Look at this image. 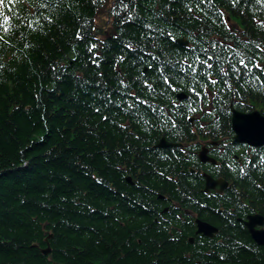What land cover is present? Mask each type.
I'll list each match as a JSON object with an SVG mask.
<instances>
[{"label":"trees","instance_id":"trees-1","mask_svg":"<svg viewBox=\"0 0 264 264\" xmlns=\"http://www.w3.org/2000/svg\"><path fill=\"white\" fill-rule=\"evenodd\" d=\"M102 1L0 0V264H264L236 219L264 215L260 161L223 164L229 190L208 197L193 160L154 147L191 141L199 100L212 112L196 109V125L218 114L224 135L230 105L264 114V4L113 0L98 40ZM224 11L246 43H226ZM190 213L217 234L195 235Z\"/></svg>","mask_w":264,"mask_h":264},{"label":"water","instance_id":"water-1","mask_svg":"<svg viewBox=\"0 0 264 264\" xmlns=\"http://www.w3.org/2000/svg\"><path fill=\"white\" fill-rule=\"evenodd\" d=\"M233 130L236 134L235 140L240 142H246L250 145L264 144V117L257 112H251L249 114H241L233 111ZM207 184L210 187L214 186V183L207 177ZM224 183V182H222ZM249 220L245 222L251 236L260 244H264V230H256L254 227L257 224L263 223V218L260 215L249 216ZM198 231L204 235H211L217 229L205 222L197 220ZM44 253L47 250L43 251Z\"/></svg>","mask_w":264,"mask_h":264},{"label":"snow or ice","instance_id":"snow-or-ice-1","mask_svg":"<svg viewBox=\"0 0 264 264\" xmlns=\"http://www.w3.org/2000/svg\"><path fill=\"white\" fill-rule=\"evenodd\" d=\"M235 2H236V0H233V4H235ZM258 3H262V4H264V0H258ZM189 11H191V8H189ZM8 19H10V18H7V17L5 18L6 21H7ZM5 31H7V29H5ZM93 47H95V46H93ZM256 47L259 49V48H260V45H256ZM239 63L242 64V65H244L246 68L249 66L248 63L246 62V60H245L243 57L239 60ZM209 67H211V65H209ZM255 67H257V68H262V66H261L259 63H257V64L255 65ZM226 74H227V73H225V75H226ZM167 80H168V78L165 76V81L167 82ZM212 83L215 84L216 81L213 80ZM262 83H264V81H262ZM229 87H230V86H229ZM193 110H194V109H193Z\"/></svg>","mask_w":264,"mask_h":264},{"label":"rangeland","instance_id":"rangeland-1","mask_svg":"<svg viewBox=\"0 0 264 264\" xmlns=\"http://www.w3.org/2000/svg\"><path fill=\"white\" fill-rule=\"evenodd\" d=\"M105 4H106V2L104 3V5H102V6L99 7L98 14L95 17V21L96 22H101L104 19V16H106V15H104V12H103V9L105 7ZM107 21H108V19L106 18V22Z\"/></svg>","mask_w":264,"mask_h":264}]
</instances>
